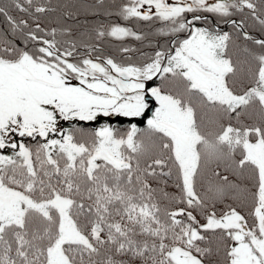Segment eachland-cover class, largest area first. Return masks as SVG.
<instances>
[{
  "label": "snow or ice",
  "instance_id": "obj_1",
  "mask_svg": "<svg viewBox=\"0 0 264 264\" xmlns=\"http://www.w3.org/2000/svg\"><path fill=\"white\" fill-rule=\"evenodd\" d=\"M0 22V264H264V0Z\"/></svg>",
  "mask_w": 264,
  "mask_h": 264
},
{
  "label": "trees",
  "instance_id": "obj_2",
  "mask_svg": "<svg viewBox=\"0 0 264 264\" xmlns=\"http://www.w3.org/2000/svg\"><path fill=\"white\" fill-rule=\"evenodd\" d=\"M83 0H53L54 4H73V5H77L79 3H82ZM88 3H94L95 0H87ZM109 2H112V0H109ZM115 2H119V0H115ZM56 15H58V13L53 14V16L55 17ZM91 19V16H87L86 14L83 13V11H81V15L77 16L75 19L80 21V26L81 27H87V25L83 24L84 19ZM0 29H1V22H0Z\"/></svg>",
  "mask_w": 264,
  "mask_h": 264
},
{
  "label": "rangeland",
  "instance_id": "obj_3",
  "mask_svg": "<svg viewBox=\"0 0 264 264\" xmlns=\"http://www.w3.org/2000/svg\"><path fill=\"white\" fill-rule=\"evenodd\" d=\"M2 27H3V25H2V22H1V29H2ZM233 57L234 58H237V57H239V58H243V53L242 52H240L239 50H234L233 51ZM209 118H210V114H209ZM243 119H245L246 121H247V117H244ZM250 122V121H249Z\"/></svg>",
  "mask_w": 264,
  "mask_h": 264
},
{
  "label": "water",
  "instance_id": "obj_4",
  "mask_svg": "<svg viewBox=\"0 0 264 264\" xmlns=\"http://www.w3.org/2000/svg\"><path fill=\"white\" fill-rule=\"evenodd\" d=\"M136 119L139 120L140 118H136ZM120 122L121 123H127V118H120ZM113 123H116V121L113 120ZM141 126H143V125H141Z\"/></svg>",
  "mask_w": 264,
  "mask_h": 264
}]
</instances>
